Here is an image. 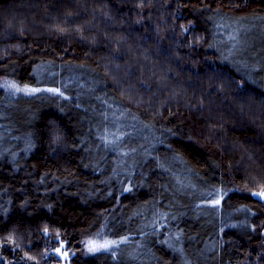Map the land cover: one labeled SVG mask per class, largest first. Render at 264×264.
Returning a JSON list of instances; mask_svg holds the SVG:
<instances>
[{
  "label": "trees",
  "instance_id": "trees-1",
  "mask_svg": "<svg viewBox=\"0 0 264 264\" xmlns=\"http://www.w3.org/2000/svg\"><path fill=\"white\" fill-rule=\"evenodd\" d=\"M262 191L264 0H0V264H264Z\"/></svg>",
  "mask_w": 264,
  "mask_h": 264
},
{
  "label": "snow or ice",
  "instance_id": "snow-or-ice-1",
  "mask_svg": "<svg viewBox=\"0 0 264 264\" xmlns=\"http://www.w3.org/2000/svg\"><path fill=\"white\" fill-rule=\"evenodd\" d=\"M230 39H234V37H230ZM4 87L7 88V90H8L7 91V94L10 95V96L11 95H16L18 93L33 94V93H37V92H40L41 91V89H39V88H29L28 86H25V87L21 88V87H18L15 83H11V82H5ZM45 91L58 94L61 97L64 96V93L59 88H55V89H51L50 88V89H46ZM56 139L59 140L60 137L57 136ZM117 139H122V136L121 137H118ZM101 140H102V142L105 143V146L106 147L115 143V141L109 140L107 138V136L101 137ZM159 166L160 167H163L162 164L159 165ZM178 182L181 183V184L183 183V181H179V180H178ZM251 195L257 196V197H261V196H264V191H262L260 193H251ZM212 203H213V205H219L220 204V200H214ZM128 239H129V237L126 236L120 242H116V241L107 242L104 245H102V247L105 250L113 251L114 248L118 246V243H125V242H127ZM57 251H59V249H57Z\"/></svg>",
  "mask_w": 264,
  "mask_h": 264
},
{
  "label": "rangeland",
  "instance_id": "rangeland-1",
  "mask_svg": "<svg viewBox=\"0 0 264 264\" xmlns=\"http://www.w3.org/2000/svg\"><path fill=\"white\" fill-rule=\"evenodd\" d=\"M240 58V57H239ZM236 62L241 64L244 68H248L249 65H257V64H253L249 61V59H246V60H243V59H236ZM258 69V68H257ZM3 82H11V83H14L12 81H8V80H3ZM16 84V83H15ZM17 85V84H16ZM18 87H21L23 88L22 86L20 85H17ZM55 89V88H53ZM107 242H110L109 240H103V241H98L96 239H90L86 242L85 244V248H84V252H90L92 251L93 249H99V248H102V245H104L105 243ZM112 242V241H111ZM68 255V253H67ZM62 264H68V262H63Z\"/></svg>",
  "mask_w": 264,
  "mask_h": 264
}]
</instances>
